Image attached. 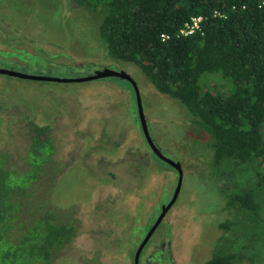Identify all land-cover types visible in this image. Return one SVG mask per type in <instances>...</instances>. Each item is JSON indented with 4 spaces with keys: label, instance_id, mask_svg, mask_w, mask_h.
<instances>
[{
    "label": "rangeland",
    "instance_id": "obj_1",
    "mask_svg": "<svg viewBox=\"0 0 264 264\" xmlns=\"http://www.w3.org/2000/svg\"><path fill=\"white\" fill-rule=\"evenodd\" d=\"M99 21L100 14L96 9L77 5L73 0H0V67L31 74L68 77L72 75L69 62L73 68L80 67L75 66L79 62H87L89 67L106 65L124 71L130 66L133 69L131 75L145 93L142 109L150 131L162 147L164 156L179 161L182 167L178 196L166 216L173 213L178 225L189 227L184 210L192 205L198 204L213 215L211 226L207 229L208 258L213 244L227 234L218 223L227 217L240 215L236 211V202L227 204V195L239 190L237 187L243 185V179L249 178V183H254L259 177L254 172L255 167L250 165L244 171L241 169L243 174L222 177L220 166L216 168L211 163L210 148L202 143L206 135L204 137L199 132L197 125H188L176 99L155 90L130 62L113 58L107 53L98 34ZM13 40L19 46L18 63L13 62L15 51H5L14 47ZM54 55L64 57L68 63L54 67L42 65L44 62L46 65L47 57ZM123 80L111 76L81 82L43 81L0 72V149L12 150L8 157L11 161L8 162L14 163L5 165L27 169L31 161L22 150L23 143L28 142L33 124L46 127L42 132L47 133L52 143L51 156L47 162H43L38 178L29 182L37 181L45 187L57 169L61 168L53 186H58L57 192L75 212L70 215L72 224L79 219L77 230L82 232L74 235L67 246L56 252L54 264H80L81 254H94L97 251L95 243H100L103 237H96L94 242L95 232L89 230L103 227L106 215L113 219L111 224H104L105 229L109 227L105 231L106 237L114 246H118L117 243L122 245L112 258L126 257L129 263L131 236L137 221L129 226L128 223L126 226L122 224L135 213L127 209L129 202L130 208L137 202L135 191L146 193L142 187L144 185L136 184L150 163L153 165L146 169L145 184L161 176L160 171H168L167 164L155 158L145 142H139L142 134L138 130L140 118L136 100L132 99L133 107L128 108L127 95L118 89V84L113 88L110 86V82L121 84ZM96 82L107 84L109 93L107 88L94 85ZM221 82L218 73L203 72L199 76V83H203L204 88L212 93H226L227 86ZM123 85L131 91V87ZM1 157L4 158V154ZM222 166L225 170L230 168L227 163ZM171 175L176 180L174 170ZM159 181H156L158 183L152 193L156 192ZM74 196L77 202L72 205ZM152 199L151 194L147 197V204ZM52 204L51 211L61 218L63 211L55 207L53 201ZM126 214L129 216L126 217ZM252 229L257 231V236ZM263 232L262 224L253 228L242 227V237L237 236L238 254L241 256L236 257L232 264L249 263L246 257L248 252L264 246ZM245 236L252 239V246L249 240H242ZM178 244L182 247L181 251L186 250L181 239ZM194 246L198 251L203 248L200 241ZM101 256L98 253L100 259ZM177 259L183 262V254H178Z\"/></svg>",
    "mask_w": 264,
    "mask_h": 264
},
{
    "label": "trees",
    "instance_id": "obj_2",
    "mask_svg": "<svg viewBox=\"0 0 264 264\" xmlns=\"http://www.w3.org/2000/svg\"><path fill=\"white\" fill-rule=\"evenodd\" d=\"M73 1L100 14L98 34L109 55L132 62L155 90L175 98L189 114L206 135L202 143L222 177L255 167L257 180L243 179L239 190L227 195V204L236 202L240 215L218 223L227 234L202 263L232 264L241 256L237 236L242 237V227L264 225V0ZM198 15L192 32H179ZM203 72L220 74L226 93L204 88L199 83ZM45 128L33 124L23 143L31 161L27 169L7 167L14 164L8 162L12 150L0 149V264H54L56 252L73 234L64 211L67 200L53 186L61 168L45 187L29 182L38 178L52 150ZM52 201L63 211L61 218L51 211ZM242 240L252 246V239ZM259 248L248 252V264H264V246Z\"/></svg>",
    "mask_w": 264,
    "mask_h": 264
},
{
    "label": "flooded vegetation",
    "instance_id": "obj_3",
    "mask_svg": "<svg viewBox=\"0 0 264 264\" xmlns=\"http://www.w3.org/2000/svg\"><path fill=\"white\" fill-rule=\"evenodd\" d=\"M12 45L14 46L13 48L10 47L11 49H5V51H8V52L15 51L16 58L13 60V62L18 63L17 56H19V52L17 51V49L19 48V46L17 44V41L13 40ZM47 58L48 59H47L46 65H44L45 62L42 63V65L45 67H54V66L63 65V64L66 65L68 63L65 60V58L60 55H54V56L47 57ZM122 61L129 62L126 60H122ZM130 63L133 67H135L132 64V62ZM72 65L73 64L69 62V68L71 69L72 75L68 77L69 78L77 77L79 79L73 80V81H66V82H81V81L92 80V79H97V78H102V77H111V76L118 77V79H124L122 82L120 81L121 84L114 82V81L110 82V84L112 83V85H110L112 86L111 88L116 87L114 85L118 84L117 85L119 87L118 89L123 91L127 95L125 96L126 99L130 100V97H131V100L132 99H134V101L136 100L138 104V112L141 111L142 113L145 129H146V134H145L141 126L142 125L141 121L138 119L139 125H140L138 130L141 131V134H142L141 137H139V142L140 144L142 143L144 144L145 142L148 148L152 151L151 153L154 155V157L163 161L168 166L166 168V170L168 171H160L159 173L161 174V176L156 178L154 182L152 183L147 182L145 184L144 181L146 180L147 173H148L146 172V169L153 165L151 163L148 164L145 169L144 175L140 178V181L137 182V184L135 183L138 186L139 184H141V186L144 185L142 187L145 189L146 193H142L141 191H135V193L137 194V202L134 204L133 208L129 207L130 202L127 207L128 210L135 211V213L132 216H130V218L127 221L124 220V223L122 224V226H126L128 223V226H129V225H132L134 222L136 223L137 221L136 223L137 227L135 228V230H133L132 236H131L133 240L131 241V249H130V256H129L130 262L129 263L127 262L126 257L122 259L112 258L115 252L121 250L120 247L122 245L117 243L118 246H114V244L111 243L110 239L106 237L105 231L108 230L109 227L105 229L104 224L105 223L111 224V221L113 220L110 216L106 215L105 220L103 222L104 223L103 227L99 226L96 228V230L94 229L89 230V231L93 230L95 232V236H93L94 242H95V238L99 236L103 237V240L98 244L95 243L96 245L95 248H97V251H95L94 254L88 255V256H86L85 254H81L80 264H88L89 261H91V264H150V263L152 264H202L205 261V259H207V256H208V255L206 256V249H208L207 247L209 246L207 242V229L209 228V226H211L213 215H210L207 211L201 209L198 206V204H194L192 206H195L196 208H192L191 206L184 210V212L186 213V219L188 220L190 224L189 227H183V226L178 225L177 217L173 213L168 214L166 216V213L169 207L176 200L178 196V191H179L181 176H182V167L179 161L175 160L174 158L170 159L164 156V151L162 147L160 146L159 142L155 139L152 132L150 131V125H147V121H146V118H145V115L142 109V98L145 99V93L142 92L141 88L138 86L139 82L131 75L133 73L132 71L133 69H131L129 65L126 71L121 70V69H118V70L112 69L111 67L106 66V65H98V66L94 65L92 67H89L87 65V62H79L75 66H80V67H75V68H73ZM135 68L137 69V67ZM6 69L14 70V68H6ZM106 69L125 73L126 75L129 76L130 79H127L117 74H100L96 76V74L103 72ZM9 75H12V74H9ZM35 75L49 76L51 78L52 77H57V78L66 77V76H52L51 74H44V75L35 74ZM13 76H16V75H13ZM18 77H21V76H18ZM24 78H29V77H24ZM31 79L43 80V81H64V80H58V79H45V78H31ZM144 80L146 79L144 78ZM106 83H108V81H106ZM123 84H126V86L129 88L131 87V91H129L128 88H126ZM94 85H99L97 87H100V88H107V89L109 88V86H107V84L103 82L102 83L96 82ZM108 93H109V89H108ZM126 105H131V107H133L132 102H129ZM178 105L180 107V104ZM181 111L186 117L188 116L187 118L183 117L185 121H188V125L192 123L194 126L195 123L192 122V119L190 118L189 114L186 113L183 110V108H181ZM172 125L174 124L172 123ZM138 135H139V132H138ZM163 135H165V131L163 132ZM51 152L47 155V157L45 158L43 162H47L50 159ZM166 159H169L172 162L176 163L177 168L173 166L171 163H169ZM172 170H174L177 174L176 180H174V178L171 175ZM178 170H180V172ZM156 181H159V185H158L156 192L152 193L157 186L158 182ZM165 182L166 184H162ZM172 186L173 188H171ZM159 192H160V196L158 198ZM149 193L153 195V199L151 202H149V204H147V201H148L147 197L151 196V194ZM132 200H136V199H132ZM76 202H77V198L76 196H74L72 205H75ZM98 206L101 207V204H98ZM70 209H71V212L69 211ZM64 211L69 216L75 213L70 207L65 208ZM128 216L129 214H126V217ZM78 224H80L79 219L75 224H72L73 234L71 238L74 235H76L78 232H82V231L77 230ZM143 231H144V234L142 235L141 233ZM140 237L141 239L139 241ZM136 238L138 240H135ZM179 239L183 241L184 247L186 248L185 251H181L182 247L178 244ZM137 241L139 242L136 243ZM197 241H200L203 245V248L200 251H198L197 247L194 246L196 245ZM64 246H67V243H65L62 246V248ZM98 253L102 255L101 256L102 259L98 257ZM178 254H183V262L178 261L177 259Z\"/></svg>",
    "mask_w": 264,
    "mask_h": 264
},
{
    "label": "water",
    "instance_id": "obj_4",
    "mask_svg": "<svg viewBox=\"0 0 264 264\" xmlns=\"http://www.w3.org/2000/svg\"><path fill=\"white\" fill-rule=\"evenodd\" d=\"M0 72H4V73H7V74H12V75H16V76H21V77H29V78L58 79V80H64V81H73V80L79 79L77 77H74V78H69V77H63V78L52 77L51 78L49 76H40V75H35V74L23 73V72H18L16 70H9V69H6V68H0ZM100 74H117V75H120V76L125 77L127 79H130L129 76L126 75L125 73L117 72V71L110 70V69H106L103 72H100V73L96 74V76L97 75H100ZM139 117H140V121H141V124H142L141 126L143 128V132L146 134V129H145V125H144L143 116H142L141 111L139 112ZM166 160L169 163H171L173 166H175L177 168L176 163L172 162L169 159H166ZM178 171L180 172V170H178Z\"/></svg>",
    "mask_w": 264,
    "mask_h": 264
},
{
    "label": "built area",
    "instance_id": "obj_5",
    "mask_svg": "<svg viewBox=\"0 0 264 264\" xmlns=\"http://www.w3.org/2000/svg\"><path fill=\"white\" fill-rule=\"evenodd\" d=\"M200 19V16L190 17L188 22H185L184 25L179 29L180 33L186 34L192 32L197 27V21Z\"/></svg>",
    "mask_w": 264,
    "mask_h": 264
}]
</instances>
